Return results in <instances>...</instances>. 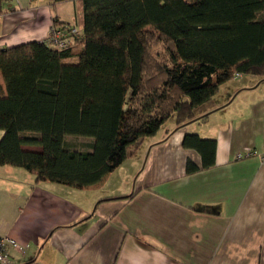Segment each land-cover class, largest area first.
<instances>
[{
  "label": "trees",
  "instance_id": "16d2710c",
  "mask_svg": "<svg viewBox=\"0 0 264 264\" xmlns=\"http://www.w3.org/2000/svg\"><path fill=\"white\" fill-rule=\"evenodd\" d=\"M80 8L83 37L68 49L46 41L0 49V165L37 182L94 185L172 116L178 125L205 119L237 72L264 77V0H81ZM153 41L165 44L166 60L153 57ZM70 136L93 141L80 150ZM183 146L202 157L201 166L188 159L187 174L216 164L215 139L186 133Z\"/></svg>",
  "mask_w": 264,
  "mask_h": 264
},
{
  "label": "crops",
  "instance_id": "0c3cea01",
  "mask_svg": "<svg viewBox=\"0 0 264 264\" xmlns=\"http://www.w3.org/2000/svg\"><path fill=\"white\" fill-rule=\"evenodd\" d=\"M80 2L0 0V49L48 43L55 19L81 27ZM224 85L205 119L171 117L87 188L0 165V237L27 245L9 264H264V88L245 82L215 101ZM186 133L217 141L214 166L187 174L202 157ZM248 148L257 154L238 160Z\"/></svg>",
  "mask_w": 264,
  "mask_h": 264
},
{
  "label": "built area",
  "instance_id": "2783aa9c",
  "mask_svg": "<svg viewBox=\"0 0 264 264\" xmlns=\"http://www.w3.org/2000/svg\"><path fill=\"white\" fill-rule=\"evenodd\" d=\"M83 37V30L76 24H53L51 27L48 43L50 46L57 50H66L71 47L76 41ZM243 75L239 72L235 74V78H240ZM257 151L252 148H248L245 151L238 153L236 158L238 160L256 155ZM261 158L264 161V149L261 153ZM27 245L18 242L16 239L4 236L0 237V264H9L10 262V250L16 249L21 253H24Z\"/></svg>",
  "mask_w": 264,
  "mask_h": 264
},
{
  "label": "rangeland",
  "instance_id": "374dc122",
  "mask_svg": "<svg viewBox=\"0 0 264 264\" xmlns=\"http://www.w3.org/2000/svg\"><path fill=\"white\" fill-rule=\"evenodd\" d=\"M166 46L163 42L160 41H153L150 46V51L153 57H155L159 61L166 60ZM245 82H251L257 85V89L264 88V77L263 76H257V75H251V74H244L240 78H233L228 82V84H225L220 91V94L216 97L215 101L226 98L230 92H232L234 86H240L241 84ZM174 116H172V119ZM172 124V120H170L166 126H170ZM70 145H72L75 148H78L80 150H88L90 143L93 141L91 138L87 137H68L67 138Z\"/></svg>",
  "mask_w": 264,
  "mask_h": 264
}]
</instances>
